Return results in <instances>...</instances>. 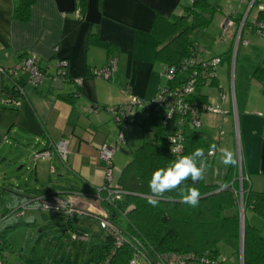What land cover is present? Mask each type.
Instances as JSON below:
<instances>
[{
  "label": "crops",
  "instance_id": "obj_1",
  "mask_svg": "<svg viewBox=\"0 0 264 264\" xmlns=\"http://www.w3.org/2000/svg\"><path fill=\"white\" fill-rule=\"evenodd\" d=\"M14 1L0 0V66H16L22 56L33 53L49 74L54 71L57 59H65L68 75L83 78L78 87L64 83L55 88L45 78L32 88L22 76L19 81L25 90L22 103L16 108L0 106L1 151L2 145H8L5 148L8 157L14 156L20 164L27 159L34 164L27 180L17 183L15 189L21 190L20 185L35 196L52 192L64 197L78 192L89 194L106 178L105 164L98 158L103 143L115 145L112 156L115 184L122 169L114 162L115 152L124 149L128 151L124 158L128 154L130 159L131 151L142 140L140 130L150 122L146 120L148 111L137 107L124 124V139L118 141V125L102 107L119 105L131 94L146 101L155 95L163 80V64L156 58L152 21L157 14L181 13L179 3L187 0H83L85 8L79 0H35L28 21L13 19ZM214 3L221 11L214 14L206 28L196 29L195 36L201 59L215 56L222 59L216 68L219 86L215 93L206 92L208 102H220L227 113L225 118L218 113H204L203 122L200 117L201 130L218 148L208 163L205 181L220 184L228 175L234 177V166L230 169L231 166L221 163L219 149L227 147L235 153L238 126L243 168L249 175L250 187L264 191V94L252 76L256 66L264 65V37L250 28L264 11V0H214ZM227 20L230 24L223 31ZM241 21H247L240 34L249 42L239 43L235 54L233 41ZM112 54L118 57V67L111 80L92 76L93 69L105 66ZM248 55L253 57L247 61L244 58ZM3 85L9 86L10 82L0 73V88ZM77 89L79 95L74 94ZM219 89L229 93L228 99L220 101ZM60 92L64 97L57 95ZM233 99L238 121L233 118ZM89 107L92 113L86 112ZM220 130L224 134L220 135ZM61 138L68 142L65 164L51 148ZM44 148L50 150V156L33 159L35 152ZM0 158L4 154L0 153ZM77 200L79 207L87 209L86 201ZM251 213L247 222L264 234V219Z\"/></svg>",
  "mask_w": 264,
  "mask_h": 264
},
{
  "label": "trees",
  "instance_id": "obj_2",
  "mask_svg": "<svg viewBox=\"0 0 264 264\" xmlns=\"http://www.w3.org/2000/svg\"><path fill=\"white\" fill-rule=\"evenodd\" d=\"M34 1L15 0L13 19L28 21L31 5ZM79 1L80 4H84L83 0ZM179 4L182 8L181 13L175 12L169 16L157 14L152 21V34L157 43L156 58L167 68L173 66L179 68L182 60L190 58V56L200 58L198 45L194 42L192 33L196 29L206 28L211 24L214 14L221 11L220 6L215 4L214 0H187V3L180 2ZM259 20L264 21V11L258 14L256 21ZM256 21L250 27L254 32L256 31L254 26ZM244 22L247 23V21ZM200 60L202 62L203 60L209 61L201 58ZM2 75L7 78L10 85H3L0 88V95L8 89L12 90L11 94L17 95L13 83H19L21 78L16 81L5 73ZM252 76L259 83L261 94H264V65L256 66ZM195 77V88L190 97L200 107L208 102L209 96L205 88L209 86L216 88L219 84L217 75L213 77L207 71L199 72ZM69 78L71 77L69 76ZM184 80L185 78L180 75L177 79L164 78L158 89L166 86L176 89L181 86V82ZM64 83L74 84L70 80ZM61 85L58 88H61ZM75 86L78 87L76 84ZM74 94L79 95L78 89L75 90ZM57 95L64 97L61 92ZM69 97H72V94ZM0 106L17 107L11 104ZM106 108L107 106L102 107L104 110ZM146 111H148L146 120L151 122L150 128L152 125L154 126L152 129L153 141H142L133 148L130 159L122 166L114 185L120 191L119 197H112L111 201L104 200L102 202L103 208L109 213L110 222L118 227V232L123 235L124 242L116 246L114 235H103L101 229L90 232L80 226H74L71 223L72 219L67 218L63 213H51V215L66 220L63 230L65 233L68 232L69 236L72 230H87L90 237H97L100 241V254L97 264H132L131 258L137 251L154 255L174 250L191 253L198 259L203 258V264H222L219 260L221 256L218 249L219 242L226 237L234 238L238 242L241 235L238 198L234 191L238 182L236 178H230L229 175L220 184L207 183L204 178L193 185V182L189 180L187 184L197 187L201 193L197 207H190L180 202L178 190L166 193L167 196L171 197L170 200H160L158 206L155 207L150 205L148 203V196L150 195L148 182L154 170L167 167L178 156L189 154L196 148L205 150L207 163H209L212 159L207 157V151L216 145L207 138L201 128L188 126L182 130V151L180 153L171 152L169 134L175 131L174 122L171 121L167 126H163L162 118L165 112L163 106L149 107ZM116 125L121 129L122 125ZM41 151L39 150V152ZM102 185L103 187L107 186V184ZM243 186L245 189V210L250 209L264 219V191L253 190L248 183ZM18 187L21 190H9L8 197L11 198L9 201H6L8 198H5L6 206L0 211V239L3 241L0 244V264L6 263V256L3 251L8 245L7 233L17 225L29 224L36 220L35 218L33 221L24 218L21 220L22 216H14V212L23 203L30 202L31 195L20 185ZM96 190L97 188L92 189L90 193H95ZM100 193L103 196L107 195L105 189H102ZM43 213L47 212H40V214L45 215ZM243 230V264H264V234L245 220Z\"/></svg>",
  "mask_w": 264,
  "mask_h": 264
},
{
  "label": "built area",
  "instance_id": "obj_3",
  "mask_svg": "<svg viewBox=\"0 0 264 264\" xmlns=\"http://www.w3.org/2000/svg\"><path fill=\"white\" fill-rule=\"evenodd\" d=\"M230 22L227 20L224 23V28L222 30H226L229 26ZM244 22L241 21L238 32L235 34L234 38V50L239 47V43L243 45L248 44V40L242 38L241 29ZM256 31L255 33L264 37V21H256L255 23ZM117 59L118 57L113 55L110 56L105 66L100 68H94L92 71V76L102 79H111L113 74L117 71ZM209 61L203 62L198 57L185 58L182 60L179 68L173 67H165L163 66V77L165 79H177L178 75L185 78L183 82H181V86L176 89L171 87H160L151 98V100L140 99L136 95H129L125 102L117 105H108L106 108V112L111 113L114 121L122 125L121 129L118 130V141L124 139L123 127L124 124L131 118L133 111L137 107H143L145 109L149 107L163 106L164 108V117L162 118L163 126H167L171 121L174 122L175 131L169 134V141L171 142L172 148H179L180 151L175 153H180L183 149V132L182 130L186 127L198 128L201 126L200 117L205 112H211L214 114H222L223 118H225V114L227 111L222 108L220 102H207L198 107L197 103L191 100L190 94L194 91V84L196 81V75L199 72L207 71L211 76H216V68L220 64L221 59L218 56L212 57L208 59ZM67 66L68 62L65 59H57L54 71L52 73H48L45 69L40 67L38 57L33 53H29L20 58L18 64L13 67H1L0 73H5L8 77L13 80H18L25 76V82L29 84L32 88L38 87L45 78H48L52 81L55 87H59L61 83L67 81H73L74 84L80 86L82 84L83 78H69L67 74ZM192 67V69H190ZM192 72H189V71ZM181 71H183L181 73ZM232 83V81H231ZM13 88L17 92V95L11 94V89H8L0 96V105H15L19 106L23 98L25 97V90L23 85L20 83H13ZM232 94H233V83H232ZM220 96V101H225L229 97V93L225 94V92H220L218 94ZM233 108V118L237 121V108H235V101L233 99L232 102ZM200 109V110H199ZM90 110H93L90 107ZM170 114V116L168 115ZM169 122V123H168ZM235 144L236 151L235 155L238 160V164L235 166V169L238 173V181L239 185L237 189H235V193L238 197V205L240 208V213L245 207L244 205V187L245 182H248V175L244 172L243 168V156H242V147L240 144V136L235 128ZM220 135L224 134L223 130L219 131ZM67 140L64 138L59 139L51 145L53 151L56 153L57 157L63 164L67 162L68 159V148H67ZM98 158L101 162L105 164V174L106 178L103 184H107V186L103 187V185L98 186L95 193H89L86 195H80L81 193H70L67 196L60 195L59 193L52 192L47 194H42L40 197L36 198L37 201L33 198V203L25 202L23 203L18 210L14 212V216L21 217L26 214L28 211H38V212H47V213H63L69 219H74L77 215L87 216L95 219L98 223L99 229L103 231V235L109 234L114 235L115 245L118 246L124 242L123 235H120L118 232L119 229L116 225L110 222V216L108 211H106L102 202L106 200L107 202L111 201L112 197L118 198L120 195V191L112 184V168H111V160L115 151V145L110 143H103L99 147ZM50 150H46L42 152L45 156H50ZM218 148L212 147L207 151V157L212 159V157L216 154ZM38 156V153L34 154ZM34 156V158H35ZM105 189L107 192L106 196L101 195V190ZM86 198V199H85ZM77 199L87 202V209L79 207L77 205ZM31 201V199L29 200ZM48 205V208L46 207ZM90 233L87 230L76 231L72 230L70 232V239L72 241L78 242H86L90 238ZM3 241L0 239V244ZM3 255V254H2ZM4 256V255H3ZM132 264H142L141 259L144 260L145 264H203V258H197L191 253L188 252H180V251H171V252H162L157 254H149L144 253L142 251H137L134 257L131 258Z\"/></svg>",
  "mask_w": 264,
  "mask_h": 264
},
{
  "label": "rangeland",
  "instance_id": "obj_4",
  "mask_svg": "<svg viewBox=\"0 0 264 264\" xmlns=\"http://www.w3.org/2000/svg\"><path fill=\"white\" fill-rule=\"evenodd\" d=\"M197 31L198 30H195L192 33L195 43L197 42V38L195 36ZM233 51L235 50L233 49ZM236 51L233 53L236 54ZM252 57L253 56L248 55L247 58L244 59L248 61ZM205 91L215 93L216 88L209 86L205 88ZM86 112L92 113L90 107L86 110ZM205 114L213 115L214 113L205 112ZM150 123L146 122L144 129L140 130L143 136L140 143L145 140L153 141L154 136L152 129L154 126L152 125V127L149 128ZM110 136L111 138H114V135ZM7 146L8 145H2V148L4 149L2 150L3 153L1 151V154H4V158H0V211L6 206L5 198H8L6 201H9L11 198L8 197L10 194L9 190L15 189V185L27 180L25 178L29 176L32 171L31 168H33L34 165L33 162L28 159L26 162H24V164H20L17 163V158L14 156L8 157L9 152H6L5 149ZM46 150L47 149L44 148L41 152L36 153L39 154L38 156H45L42 152ZM126 153H128V151H125L124 149L115 152V157L113 159L118 167H122L125 159L128 158V154L127 158H124ZM112 164L113 162L110 164L112 168L111 174L114 178L115 172H113ZM22 175L24 179L21 177ZM113 178L112 184L115 185L113 183ZM233 178H236V181L239 184L238 173L236 171ZM32 182L33 180H29V183ZM41 195L42 194H37L36 196L30 195V202L33 203L34 200L37 201L36 198L40 197ZM77 205L79 204L77 203ZM34 210L26 212V214L21 218V220L24 218L25 220L32 221L33 218H35L36 220L34 222L17 225L14 229H11L7 233L6 240H8V245L3 251L6 256L5 264H97L100 254V241L97 239V237H90V242L72 241L70 239L69 233H65V230H63L64 224H66L65 219L53 216L51 213H43L45 215L40 213L37 214V211ZM251 212L252 211H250V209H246L244 211L245 221L248 220V217L250 218L252 214ZM75 217L76 219L72 220L74 225L76 224L81 227H86L90 232L99 230L98 223L95 219L87 216L81 217L80 215ZM218 249L221 255L219 260L222 262V264H240V254L238 252L239 239L237 242L236 239L231 237L223 238V240H221L218 244ZM141 262L142 264H145L143 259H141Z\"/></svg>",
  "mask_w": 264,
  "mask_h": 264
},
{
  "label": "clouds",
  "instance_id": "obj_5",
  "mask_svg": "<svg viewBox=\"0 0 264 264\" xmlns=\"http://www.w3.org/2000/svg\"><path fill=\"white\" fill-rule=\"evenodd\" d=\"M253 21L255 22L256 20ZM168 115L170 116V114ZM237 130H238V126H237ZM178 151H180L179 148H171V152H178ZM219 151L221 153V157H220L221 163L225 166H234L235 169V166L238 164V160L236 158L234 151L227 147H221ZM213 158L214 156L212 157V159ZM208 167L209 165L207 163V158L205 156V150L203 148H196L193 152L189 154L178 156L167 167H162L154 170L148 182V188L150 190V195L148 196V203L153 207L158 206L160 200L171 199V197L167 196L166 193L178 190V195L181 198L180 202L190 207H197L201 199V193L197 187L189 186L187 184V181L191 180L194 185L196 182L203 180L205 178V174L208 170ZM244 172L248 175L245 168H244ZM248 180H249V175H248ZM245 183L250 184V180ZM46 207L48 208V205H46ZM244 211H245V207L241 214L239 208V218L240 220H243V224L245 220ZM239 254H240V246H239ZM240 258H241V254H240Z\"/></svg>",
  "mask_w": 264,
  "mask_h": 264
},
{
  "label": "water",
  "instance_id": "obj_6",
  "mask_svg": "<svg viewBox=\"0 0 264 264\" xmlns=\"http://www.w3.org/2000/svg\"><path fill=\"white\" fill-rule=\"evenodd\" d=\"M0 153H1V149H0ZM243 236H244V230H243V220H241V235L239 237V246H240V254H241V258H240V264H243Z\"/></svg>",
  "mask_w": 264,
  "mask_h": 264
}]
</instances>
